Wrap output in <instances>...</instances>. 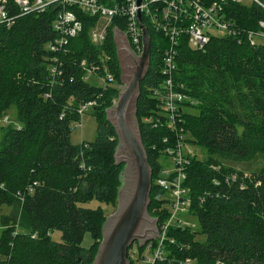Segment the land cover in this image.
<instances>
[{
    "label": "trees",
    "instance_id": "16d2710c",
    "mask_svg": "<svg viewBox=\"0 0 264 264\" xmlns=\"http://www.w3.org/2000/svg\"><path fill=\"white\" fill-rule=\"evenodd\" d=\"M100 1L112 6L120 0ZM57 10L54 4L43 12L13 9L14 23H0V117L15 108L20 124H0V207L18 204L20 210L18 220L2 216L0 264L93 263L106 215L101 207L84 204L116 198L122 184L124 165L115 163L118 137L106 109L120 92L114 28L124 31L125 19L115 16L103 44L96 45L91 30L99 18L75 8L83 29L70 38L69 52L60 54L62 74L51 84L47 43L57 35ZM224 13L243 34L212 36L203 49L192 48L183 36L176 56L175 82L189 95L180 126L188 143L208 151L205 161L191 158L185 182L189 214L198 216L206 238L198 240L190 227L170 226L162 258L154 264H264V41L252 44L247 37L249 30L261 28L264 7L254 0L249 5L228 2ZM146 24L152 53L137 117L153 169L149 212L161 228L171 213L166 200L157 199L155 181L175 137L168 126L154 127L145 119L160 115L152 88L162 85L169 38ZM105 64L115 77L113 84L102 86L95 75L86 77L92 66L102 75ZM89 101H96L90 109L97 118V136L76 145L70 139L71 124L81 120L79 109ZM167 136L170 142H165ZM257 153L263 164L249 175L222 164L243 162ZM233 173L238 179L228 183ZM54 230L61 232L60 240L52 237ZM86 232L94 238L88 248L82 246ZM136 243L139 255H129L130 264H140L149 243L153 250L158 246L156 239Z\"/></svg>",
    "mask_w": 264,
    "mask_h": 264
},
{
    "label": "built area",
    "instance_id": "2783aa9c",
    "mask_svg": "<svg viewBox=\"0 0 264 264\" xmlns=\"http://www.w3.org/2000/svg\"><path fill=\"white\" fill-rule=\"evenodd\" d=\"M244 0H212L210 2L202 0H120L112 6H108L100 0H0V23L11 26L14 23L12 16L13 9L21 13L43 12L50 5L58 8L57 16L54 20V29L57 35L47 43V49L51 53L49 60L50 83L54 84L58 76L62 74V61L60 54L68 53L70 38L80 33L83 29V22L79 18L75 8L84 13L99 18L96 25L91 30V37L96 45H102L107 34V28L115 16L125 19V32L134 51L140 55L143 51V29L140 26L138 16L141 14L142 23L147 27L150 24L157 31H162L169 38V47L163 56V82L161 87H153V95L160 101V115L150 116L145 120L154 127L168 126L174 133V143L165 149V155L171 158V165H165L156 179L155 184L160 193L157 199L166 200V205L170 210V217L160 228L161 235L156 238L158 246L153 250L152 243L146 247L143 256L145 264H154L155 260L162 258L164 240L170 226L190 227L183 218L185 213H189L191 199L190 189L185 182L188 178V166L191 158L197 156V150L193 145L185 140L183 134L182 117L189 100V95L184 92L183 85L175 82V72L177 70L176 56L177 46L181 37L187 36L189 45L195 49H203L212 36H234L243 34L234 21L226 18L224 5L228 2L243 3ZM261 3L260 0H254ZM146 21V23H145ZM258 30H249L247 37L252 44L264 39V21H260ZM148 29V27H147ZM213 31H219L220 35H215ZM108 59L107 56H105ZM104 58V59H105ZM82 65L87 66L83 60ZM95 75L101 85L112 84L115 77L109 69V65H104V73L98 74L95 66L88 68L87 78ZM96 101H89L79 109L83 117L85 111L89 110ZM82 119V118H81ZM1 125H11L12 121L8 114L0 117ZM16 127L20 124L16 122ZM165 142H170L171 138L166 137ZM87 145V144H86ZM172 167V168H171ZM238 174L233 173L227 178V182L236 181ZM21 195V194H19ZM137 257L139 252L132 253V258ZM187 263H192L187 259ZM183 264V263H181Z\"/></svg>",
    "mask_w": 264,
    "mask_h": 264
},
{
    "label": "water",
    "instance_id": "95a60500",
    "mask_svg": "<svg viewBox=\"0 0 264 264\" xmlns=\"http://www.w3.org/2000/svg\"><path fill=\"white\" fill-rule=\"evenodd\" d=\"M138 19L144 42L140 55L134 51L126 32L114 28L121 85L117 100L106 109V113L118 137L115 163L123 164L124 168L117 209L103 224L99 251L91 264H130L128 250L135 242L143 246L161 235L158 218L149 212L153 169L137 118L141 82L149 71L152 41L141 14Z\"/></svg>",
    "mask_w": 264,
    "mask_h": 264
},
{
    "label": "rangeland",
    "instance_id": "374dc122",
    "mask_svg": "<svg viewBox=\"0 0 264 264\" xmlns=\"http://www.w3.org/2000/svg\"><path fill=\"white\" fill-rule=\"evenodd\" d=\"M263 1L261 0L260 1L261 3H259V4L264 7ZM243 3L249 5V4H251V0H244ZM213 33H215V35L221 34L219 31H213ZM258 40L264 41L263 38H260ZM94 79L98 84H101V82L98 78H94ZM116 100H117V98H116ZM195 103H196V101H195ZM190 109H191L190 110L191 112L196 111L192 108H190ZM8 115L10 116L12 124H15L17 122V110L15 108H12V110L9 112ZM106 116H107V113H106ZM138 124H139V121H138ZM139 126H140V124H139ZM2 136H3V133L0 129V139ZM96 136H97V118L91 112V109H89V110L85 111L82 119L79 122H74L71 124L70 139H71L73 144L78 145V144H81L83 141H93V140H95ZM193 148H195L197 150L196 154L200 160L205 161L207 159L208 151L205 147L200 146V145H194ZM161 161L165 165H171V158L167 157L166 155L162 156ZM222 164L226 165L228 168H233L236 170L244 171L246 173V175H249V174H252L254 171H257L258 168L263 164V158H262L261 154L257 153L256 156L253 157L252 159H249V160H246L243 162H234V161L224 160V161H222ZM118 203H119V200H118V196H117L116 198H114L112 200L102 201V202L97 200V199H93L90 202L85 203L84 206L91 207V208L101 207V209L104 212V215H106V218H107L110 214L114 213V211L117 209ZM3 215H9L11 218L18 220L20 218L19 205L18 204L17 205L15 204L14 206L3 205L2 207H0V236H1V231L4 228V226L1 224V220L3 219L2 218ZM183 218L189 223L191 230L197 232L196 238L198 240H204L206 238L205 234L202 233L201 224H200L198 216L190 215L189 213H185L183 215ZM52 237L56 240H60L61 239V232L59 230L52 231ZM102 237H103V235H102ZM93 241H94V238H93L92 234L90 232H86L84 234V237L82 240V246L88 248L91 246ZM99 246L97 247V249L95 251L96 255L99 251ZM137 252H139V249H138L137 243L135 242L134 245H132V247H130L128 250L129 260H130L129 255L132 256V253L134 254ZM144 254L146 256L147 253L144 252ZM135 257H137V254H135ZM140 261L141 262H139V263L142 264L143 259H140Z\"/></svg>",
    "mask_w": 264,
    "mask_h": 264
}]
</instances>
